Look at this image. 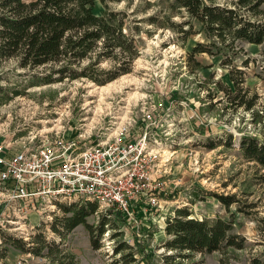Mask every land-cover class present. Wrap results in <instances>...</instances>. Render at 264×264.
I'll return each mask as SVG.
<instances>
[{"label": "rangeland", "instance_id": "rangeland-1", "mask_svg": "<svg viewBox=\"0 0 264 264\" xmlns=\"http://www.w3.org/2000/svg\"><path fill=\"white\" fill-rule=\"evenodd\" d=\"M127 4L128 1H123L111 6L134 12L131 19L141 21L138 23L141 33L137 37L140 55L130 73L105 85L87 78L41 84L34 76L40 75L42 68L21 69L13 59H0V142L5 146V155L10 157L19 150L35 149L46 138L51 140L56 136L76 140L83 149L117 138L123 144L136 145L146 138L147 148L140 155L139 164H131L133 171L150 176L151 187L143 194L149 203L143 207L146 213L139 212L137 202H132L135 221L118 220L121 238L112 239L114 230L107 226L99 250L92 248L89 233L82 225L64 244L80 264H111L114 244L122 239L134 245L136 252L137 247L144 250L152 264H162L163 244L168 239L166 219L174 215L176 208L186 206L194 217L230 219L234 214V232L245 236L248 246L230 264H246L250 251L256 250L250 245L258 239L257 221L237 213L236 205L227 209L214 194L243 197L244 191L251 192L248 202L258 203L255 216L264 217V185L250 187L253 163L238 148L243 135L257 136L264 143V81L258 75L264 65L263 47L243 43L246 55L236 63L242 68L247 57L255 60L246 69L245 87L257 94L255 111L260 115L254 116L244 109L227 110L226 103L218 102L223 93L217 92L213 83L217 80L228 83L227 69L219 65L220 58L197 55L202 67L189 65L188 53L197 42L203 41L202 35L184 40L171 29L165 19L168 10L164 0H132L128 7ZM151 16L157 18L156 23L146 21ZM107 66L106 62L101 64L103 68ZM213 93H218L214 99L209 97ZM230 136H233L231 146ZM219 141L222 145L214 149L207 147ZM156 189L161 197L153 204L148 196ZM62 205L66 204H56L48 198L34 199L27 201V210L21 212L17 204L8 202L7 185L0 184V264L45 263L40 257L23 254L3 243V236L28 240V233L35 226L49 223L55 214H63ZM106 211L91 215L88 222L98 224ZM139 214L148 219L142 220ZM117 216V211H113L109 220L114 221ZM46 236L50 241L60 240L49 228ZM3 248H8V252L1 259ZM145 255L137 253L139 259ZM221 256L219 252L204 257L198 254L195 261L221 264Z\"/></svg>", "mask_w": 264, "mask_h": 264}, {"label": "trees", "instance_id": "trees-1", "mask_svg": "<svg viewBox=\"0 0 264 264\" xmlns=\"http://www.w3.org/2000/svg\"><path fill=\"white\" fill-rule=\"evenodd\" d=\"M123 1H128V7L132 0H0V59H13L21 69L42 68V73L34 76L41 84L87 78L97 85H105L130 73L140 55L137 37L141 33L138 25L141 21L131 19L136 13L111 6ZM164 1L168 10L165 19L171 29L184 40L196 34L203 37V41L197 42L188 53L189 65L201 68L196 56L207 54L219 57V65L227 69L228 83L213 82L217 92L223 93L218 102L226 103L227 110L244 109L254 116L260 115L255 111L257 94L245 87L246 69L255 60L247 57L242 68L236 63L238 58L246 55L243 43L262 46L264 53V0ZM174 17L181 20L176 22ZM155 19L151 16L146 21L156 23ZM103 62L108 66L101 67ZM260 68L258 75L264 81V65ZM217 94L209 97L214 99ZM232 137L230 146L233 145ZM222 143H209L207 147L214 149ZM238 148L243 157L253 163L250 187L264 185V143L257 136L243 135ZM8 182L0 184L4 186ZM243 194V197L238 194L214 195L227 209L236 205L237 213L257 221L258 239L250 245L256 250L250 251L246 264H264V217L255 216L258 203L248 202L247 196L251 192L244 191ZM149 195L161 197L159 191H151ZM135 202L139 212H145L143 207L148 205L145 196L139 194ZM98 206L92 200L62 205L63 214H55L49 223L35 226L28 233V240L4 235L3 243L23 254L44 259L43 264H80L77 256L64 244L78 226L86 228L94 250L102 247L101 238L107 232V226L114 230L112 239L122 236L117 228L119 221L124 222L126 218L118 213L114 221L109 220L113 210L101 215L96 225L88 222V217L96 214ZM234 216L232 214L230 219L194 217L189 207L176 208L174 215L166 219L168 239L163 244L162 264H203V260L195 261L196 255L204 257L215 252L221 253V264H230L231 259L248 246L247 238L234 232ZM139 217L148 219L143 214ZM48 228L59 241L47 239ZM137 251L134 245L121 239L114 244L111 264H152L144 250L137 247ZM7 252L8 248H3L1 259ZM137 253L145 256L139 259Z\"/></svg>", "mask_w": 264, "mask_h": 264}, {"label": "built area", "instance_id": "built-area-1", "mask_svg": "<svg viewBox=\"0 0 264 264\" xmlns=\"http://www.w3.org/2000/svg\"><path fill=\"white\" fill-rule=\"evenodd\" d=\"M145 148L146 138L136 145L117 138L83 149L76 140L56 136L8 157L0 142V182L9 181L7 200L21 212L34 199H53L56 204L92 200L99 205L96 214L109 209L135 221L131 203L151 184L149 174L133 171L131 164H139ZM148 201L156 204L159 199L149 196Z\"/></svg>", "mask_w": 264, "mask_h": 264}]
</instances>
